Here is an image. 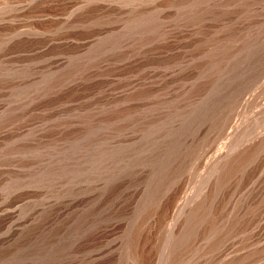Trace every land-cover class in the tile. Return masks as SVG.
I'll return each instance as SVG.
<instances>
[{
    "label": "rangeland",
    "instance_id": "374dc122",
    "mask_svg": "<svg viewBox=\"0 0 264 264\" xmlns=\"http://www.w3.org/2000/svg\"><path fill=\"white\" fill-rule=\"evenodd\" d=\"M260 222L264 0H0V264H264Z\"/></svg>",
    "mask_w": 264,
    "mask_h": 264
},
{
    "label": "bare ground",
    "instance_id": "6f19581e",
    "mask_svg": "<svg viewBox=\"0 0 264 264\" xmlns=\"http://www.w3.org/2000/svg\"><path fill=\"white\" fill-rule=\"evenodd\" d=\"M159 37V36H158ZM157 41V40H156ZM155 40H154V42H156ZM159 42V41H158ZM155 44V43H154ZM165 52V51H164ZM157 54V53H156ZM160 56V55H159ZM174 57V56H173ZM139 58V57H138ZM141 59H143V57L141 58ZM140 59V60H141ZM259 59V58H258ZM261 59V58H260ZM148 60V59H147ZM189 64V63H188ZM156 65V64H155ZM139 66V65H138ZM183 66V65H182ZM145 68V67H144ZM183 68V67H182ZM187 69V68H186ZM179 70V69H178ZM246 71V70H245ZM249 71V70H248ZM140 72V71H139ZM144 72V71H143ZM145 73V72H144ZM166 73V72H165ZM249 73V72H248ZM251 73V72H250ZM191 74V73H190ZM189 74V75H190ZM171 75V74H170ZM179 75V74H178ZM184 75V74H183ZM245 75H247V72H246V74ZM177 76V75H176ZM179 76H181V75H179ZM184 76H186V75H184ZM154 77V76H153ZM191 76H189V78H190ZM249 77V76H248ZM143 78V77H142ZM139 79V80H137L136 81V83L134 84V86H135V88L137 89V88H143V87H145V85H146V78L145 79ZM169 78V77H168ZM188 78V77H187ZM244 78V77H243ZM247 78V77H246ZM149 79V78H148ZM153 79V78H152ZM159 79H160V77H159ZM181 79V78H180ZM248 79V78H247ZM246 79V80H247ZM155 80V79H154ZM184 80V79H183ZM244 80V79H243ZM162 81V80H161ZM170 81V80H169ZM242 81V80H241ZM148 82V81H147ZM244 82V81H243ZM164 83V82H163ZM241 83V82H240ZM151 84V83H150ZM158 84V83H157ZM165 84V83H164ZM166 84H167V82H166ZM236 84H238V83H236ZM236 84H234V85H236ZM171 85V84H170ZM169 85V86H170ZM175 85V84H174ZM222 85V84H221ZM127 86H129V85H127ZM126 86V87H127ZM148 86V85H147ZM154 86H156V85H154ZM160 87H161V85H159ZM202 86V85H201ZM230 86V85H229ZM125 87V86H124ZM163 87V86H162ZM194 87V86H193ZM227 87V86H226ZM127 89V88H126ZM134 89V88H133ZM149 90H154L155 89V87H152L151 85H150V87L148 88ZM160 89V88H159ZM173 89V88H172ZM202 89V88H201ZM232 89H234V88H231V89H227L226 88V91L224 92V94L222 95V94H220V95H222L223 97H221V98H224V96L226 97V96H228V95H230L231 93H232ZM135 90V89H134ZM146 90H147V88H146ZM158 91V90H157ZM168 91V90H167ZM166 91V92H167ZM171 91V90H170ZM174 91H175V89H174ZM173 90H172V92H170V93H168L167 95H173L172 93L174 92ZM177 91V90H176ZM198 91V90H197ZM144 92V91H143ZM153 92V91H152ZM155 92V91H154ZM223 92V91H222ZM127 93V92H126ZM138 93H140V92H138ZM158 93V92H157ZM203 93H204V91H203ZM233 93H234V91H233ZM154 94V93H153ZM166 94V93H165ZM176 94V93H175ZM210 96V95H209ZM232 96V95H231ZM179 97H181V96H179ZM217 97V96H216ZM158 98V97H157ZM174 98H175V96H174ZM216 100H217V98H216ZM219 100V99H218ZM221 100V99H220ZM247 102H249L248 100H247V98L245 99ZM211 101V100H210ZM224 102H225V99L223 100ZM239 101V103H241V104H243V103H246V101L244 102L243 100H241V99H239L238 100ZM237 101V102H238ZM211 102H214L212 105L214 106V104H216L215 105V107H217V108H219L218 106H220V103H218L217 104V101H211ZM219 102V101H218ZM221 102V101H220ZM222 104V103H221ZM226 104V103H225ZM128 105V104H127ZM226 106V105H225ZM206 107V106H205ZM212 108V109H210L209 111H208V113L209 114H213V113H215L217 110H216V108ZM221 107V106H220ZM134 109V108H133ZM220 109V108H219ZM224 110V109H223ZM219 111V110H218ZM206 112H207V110H206ZM224 112V111H223ZM218 112H216V114H217ZM134 114V113H133ZM215 114V115H216ZM161 115V114H160ZM214 115V116H215ZM213 115H211V122L210 123H207V120H206V123H204V124H202V125H200L196 130H195V132L193 133V135L192 136H187V137H185L183 140H182V144L185 146V145H187L188 143H192V142H195V141H197V140H199L200 138H202V137H205L206 136V134L208 133V131L210 130V127H212V125L214 124V122H216L215 121V118H216V116H218V115H216L215 117H214ZM222 117V116H221ZM220 117V118H221ZM190 119V118H189ZM137 120V119H136ZM145 120V119H144ZM143 120V121H144ZM146 121V120H145ZM185 121V120H184ZM209 121H210V119H209ZM208 121V122H209ZM129 124V123H128ZM230 124L228 123V122H226V123H224L223 125H220L221 127H220V129H219V131L217 132L218 134L219 133H223L224 131H225V129L226 128H231V126L232 125H230ZM212 129V128H211ZM214 129V128H213ZM230 130H232V129H230ZM213 131V130H212ZM215 131V130H214ZM212 134V133H211ZM164 136V135H163ZM215 136V135H214ZM258 140H259V138H258ZM262 140V139H261ZM139 141V140H138ZM260 141V140H259ZM257 140L256 141H254L250 146H248L249 148L250 147H254L256 144H257ZM247 146H246V148H244V149H246V150H248L249 148H248ZM248 148V149H247ZM251 149V148H250ZM220 151V150H219ZM222 151V150H221ZM129 152V151H128ZM240 152V151H239ZM242 152H244V151H242ZM220 153V152H219ZM235 153V152H234ZM187 154V153H186ZM239 154H241V152L239 153ZM187 156V155H186ZM203 157H204V155L202 154L200 157H199V161H201L202 162V159H203ZM216 158H218V157H216ZM215 159V158H214ZM262 159L263 158H259L258 160H256V163H255V169H256V166L258 165V164H260L261 163V161H262ZM217 160V159H216ZM173 161V166H176V169H177V167L179 166V167H181V168H183V167H185L186 165H187V162L189 161L187 158H182L181 156L180 157H177L175 160H172ZM219 163V165H222L221 163V161H218L217 162V164ZM200 165V164H199ZM218 166V165H217ZM254 168V167H253ZM222 169V168H221ZM172 170V169H171ZM176 173V172H175ZM179 175V174H178ZM173 176V175H172ZM259 177V176H258ZM169 179V178H168ZM178 180V179H177ZM260 180V178H258V180L257 181H259ZM172 181V180H171ZM182 181V179H181V177L179 178V180H178V183H182L181 182ZM173 182V181H172ZM255 183H256V181H255ZM254 183V184H255ZM166 185V184H165ZM176 186H177V184H176ZM251 186V185H250ZM253 186V185H252ZM256 186V185H255ZM179 187V186H178ZM258 187V186H257ZM256 188V187H255ZM256 190V189H255ZM251 191V190H250ZM257 218H259V217H257ZM261 220V219H260ZM262 221V220H261ZM257 222V221H256ZM261 223V224H260ZM259 224L260 225H258L257 226V229H260V230H262L263 228H264V224L262 225V222H260ZM257 224V223H256ZM255 230V229H254ZM260 230H258V231H260ZM257 231V230H256ZM223 249V248H222ZM226 250V249H225ZM221 250H219V252H220ZM222 252V251H221ZM220 252V253H221ZM222 254V253H221ZM224 254V253H223ZM217 256H218V254H216ZM220 256V255H219ZM221 257V256H220ZM216 258V257H215ZM220 259V258H219ZM232 259V258H231ZM223 260V259H222ZM229 260V259H228ZM236 260V259H235ZM219 264H221V263H219ZM250 264V263H249Z\"/></svg>",
    "mask_w": 264,
    "mask_h": 264
}]
</instances>
